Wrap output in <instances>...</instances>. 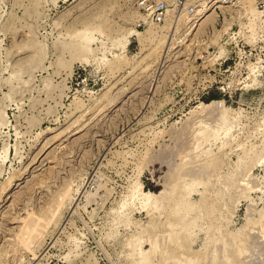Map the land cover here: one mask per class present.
<instances>
[{
	"label": "rangeland",
	"instance_id": "rangeland-1",
	"mask_svg": "<svg viewBox=\"0 0 264 264\" xmlns=\"http://www.w3.org/2000/svg\"><path fill=\"white\" fill-rule=\"evenodd\" d=\"M144 1L0 0V264H264V0Z\"/></svg>",
	"mask_w": 264,
	"mask_h": 264
},
{
	"label": "built area",
	"instance_id": "built-area-1",
	"mask_svg": "<svg viewBox=\"0 0 264 264\" xmlns=\"http://www.w3.org/2000/svg\"><path fill=\"white\" fill-rule=\"evenodd\" d=\"M214 2H216V0H210L207 5L210 6L212 5ZM218 4V3H216ZM221 5H225V3H220ZM143 9L146 12L145 13V17L146 19L152 23V24H156V25H160L163 24L165 22V18H166V11H161L162 7L164 6V3L161 0H145L142 3ZM207 6V7H208ZM217 5L213 6V11L216 9H219V5L217 7H215ZM207 7H193V8H189L188 14L194 18L193 20L195 21L196 19H198L201 15H196L197 12L196 10L201 9V14L205 13V9ZM225 7V6H224Z\"/></svg>",
	"mask_w": 264,
	"mask_h": 264
},
{
	"label": "bare ground",
	"instance_id": "bare-ground-1",
	"mask_svg": "<svg viewBox=\"0 0 264 264\" xmlns=\"http://www.w3.org/2000/svg\"><path fill=\"white\" fill-rule=\"evenodd\" d=\"M220 1H221V0H217V2H215V4H216V3H220ZM213 4H214V3H213ZM211 8H212V7H211ZM211 8L206 9V10H205V13H203V14H201V11H200V12L198 13V15H201V18H200V20H198V21H201V19H204V20H205L206 18H210V15H211L212 13L209 14V13H210L209 11L211 10ZM208 12H209V13H208ZM211 16H213V15H211ZM204 20L201 21V24H202V22H203ZM209 20H210V19H209ZM188 21H189V20H188ZM198 21H196L197 23L194 25L193 30H194L195 28H197L198 23H199ZM201 24H199V26H200ZM202 25H203V24H202ZM200 27H201V26H200ZM190 28H191V27H190ZM190 30H191V29H190ZM188 32H189V31H188ZM187 34H189V33H187ZM200 104H201V103H200ZM216 104H217V103H216ZM219 104H220V103H218L217 105L219 106V108H221V107H220L221 105H219ZM213 105H214L213 103H211V104H207V105H204L203 107H201V108H202V111H203V109L207 110V109H209V108H211V109H209V110H213V109H214V108H212ZM200 106H201V105H200ZM211 106H212V107H211ZM216 107H217V106H216ZM217 108H218V107H217ZM219 108H218V112H216V111L213 110V112H216V113L214 114V115H215V118H213V117H214L213 115L211 116V118H213V120H212V119H211V120L214 121L215 123H217V125H220V126L222 127V129H223V128H224V125H223V124H224V121H225V115L222 113V110H221L222 108H221V109H219ZM223 109H224V108H223ZM205 110H204V111H205ZM209 110H207V111H209ZM195 111H196V110H195ZM195 111H193V112H195ZM197 111H198V110H197ZM199 111H200V108H199ZM204 111H203V112H204ZM220 111H221V112H220ZM193 112H191V116H194V115H193ZM200 112H201V111H200ZM200 112H198L199 115H201ZM205 112H206V111H205ZM210 112H211V111H209L208 113L211 115L213 112H212V113H210ZM201 113H202V112H201ZM205 114H206V113H205ZM209 114H208V115H209ZM197 115H198V114H197ZM195 116H196V114H195ZM206 116H207V115H206ZM201 117H202V118H201ZM201 117H200V119H204V118H205V117H203V115H201ZM208 117H209V116H208ZM208 119H210V117H209ZM224 129H225V128H224ZM200 167H201V166H200ZM200 167H198V168L200 169ZM198 168L195 169V171L198 170ZM201 168H202V167H201ZM203 169H205V167L202 168L201 170H203ZM205 170H206V169H205ZM205 170H204V171H205ZM195 171H194V172H195ZM205 172H207V171H205ZM205 172H203V173H205ZM195 173H196V172H195ZM195 173L192 174V172H191V174H190V178H191V177H192V178H195V179H192V181H195L196 178H200V177H201V174H202L201 171H197V173H196V174H195ZM205 174H206V173H205ZM202 176H204V175L202 174ZM244 176H245V175H244ZM244 176H243V177H244ZM245 177H246V176H245ZM165 183H166V182H165ZM163 185H165V184L163 183ZM166 185H167V184H166ZM166 188L168 189V187H166ZM163 189H164V191L167 190V189L165 190V186L163 187ZM164 191H163V192H164ZM160 193H161V194H159L158 196L162 195V192H160ZM151 196H152V195H151ZM150 198H151L150 196H146V199H147V200H149ZM156 198H158V197H156ZM153 201H154V200H153ZM263 217H264V216H262L261 218H263ZM261 220H262V219H261ZM147 239H148V238H147Z\"/></svg>",
	"mask_w": 264,
	"mask_h": 264
}]
</instances>
